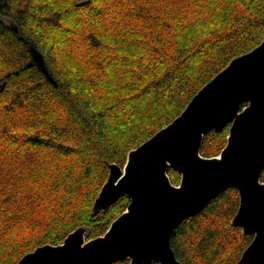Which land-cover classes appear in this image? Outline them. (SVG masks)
<instances>
[{
    "label": "trees",
    "instance_id": "trees-1",
    "mask_svg": "<svg viewBox=\"0 0 264 264\" xmlns=\"http://www.w3.org/2000/svg\"><path fill=\"white\" fill-rule=\"evenodd\" d=\"M263 41L264 0H0V264L81 227L103 236L130 203L92 215L110 166ZM229 128L205 138L203 157L221 154ZM239 207L232 188L184 221L178 260L237 264L254 239L232 225Z\"/></svg>",
    "mask_w": 264,
    "mask_h": 264
},
{
    "label": "water",
    "instance_id": "water-1",
    "mask_svg": "<svg viewBox=\"0 0 264 264\" xmlns=\"http://www.w3.org/2000/svg\"><path fill=\"white\" fill-rule=\"evenodd\" d=\"M48 74L41 56L35 57ZM229 128L217 157L201 155L205 138ZM173 169L179 185L169 177ZM264 41L234 59L203 87L182 114L129 153L124 168L110 166L92 215L121 198L130 203L109 230L88 240L81 227L57 246L38 247L18 264H183L172 236L229 189L240 195L232 225L254 236L237 264H264Z\"/></svg>",
    "mask_w": 264,
    "mask_h": 264
},
{
    "label": "bare ground",
    "instance_id": "bare-ground-1",
    "mask_svg": "<svg viewBox=\"0 0 264 264\" xmlns=\"http://www.w3.org/2000/svg\"><path fill=\"white\" fill-rule=\"evenodd\" d=\"M122 67V66H121ZM120 70V69H119ZM15 71V70H14ZM13 72V71H12ZM115 89V88H114ZM113 90V89H112Z\"/></svg>",
    "mask_w": 264,
    "mask_h": 264
}]
</instances>
